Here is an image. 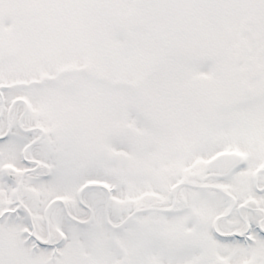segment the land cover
<instances>
[{"label": "snow or ice", "instance_id": "1", "mask_svg": "<svg viewBox=\"0 0 264 264\" xmlns=\"http://www.w3.org/2000/svg\"><path fill=\"white\" fill-rule=\"evenodd\" d=\"M0 264H264V0H0Z\"/></svg>", "mask_w": 264, "mask_h": 264}]
</instances>
